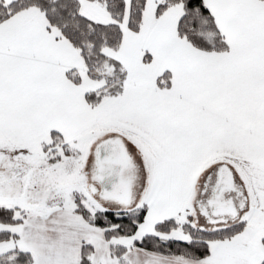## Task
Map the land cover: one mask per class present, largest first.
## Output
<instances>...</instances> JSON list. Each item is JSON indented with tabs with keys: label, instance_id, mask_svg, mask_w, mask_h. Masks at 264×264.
Masks as SVG:
<instances>
[{
	"label": "snow or ice",
	"instance_id": "6c2138e0",
	"mask_svg": "<svg viewBox=\"0 0 264 264\" xmlns=\"http://www.w3.org/2000/svg\"><path fill=\"white\" fill-rule=\"evenodd\" d=\"M0 264H264V0H0Z\"/></svg>",
	"mask_w": 264,
	"mask_h": 264
}]
</instances>
